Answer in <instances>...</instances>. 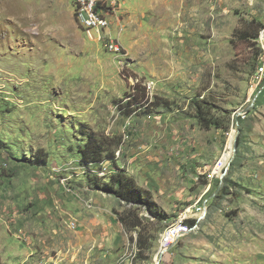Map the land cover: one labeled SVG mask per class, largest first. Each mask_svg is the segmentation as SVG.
Returning <instances> with one entry per match:
<instances>
[{"label":"rangeland","instance_id":"obj_1","mask_svg":"<svg viewBox=\"0 0 264 264\" xmlns=\"http://www.w3.org/2000/svg\"><path fill=\"white\" fill-rule=\"evenodd\" d=\"M118 2L123 57L89 40L72 0H0V264H35L67 195L119 222L118 169L168 218L132 209L153 249L135 256L140 230L122 225L118 264H264V0ZM89 132L115 153L106 177L82 173ZM203 201L204 222L156 257L160 233Z\"/></svg>","mask_w":264,"mask_h":264},{"label":"crops","instance_id":"obj_2","mask_svg":"<svg viewBox=\"0 0 264 264\" xmlns=\"http://www.w3.org/2000/svg\"><path fill=\"white\" fill-rule=\"evenodd\" d=\"M165 1V4L172 5L173 0ZM115 18L119 25L120 17L116 16ZM111 22L113 23V20ZM128 41L130 43V45L128 43V47L133 51H136L135 42H141L134 39V35H128ZM134 115L135 113H132L129 116L132 126ZM131 152L130 155L134 156V160H137L138 156L148 155L147 152L139 149H133ZM90 191L94 192L95 190L90 189ZM92 194V192L89 193V195ZM89 195L87 197H90ZM69 197L67 195V199L72 204L71 209L62 210L59 213V219L54 220L58 224L47 229H38V234L46 233L52 242L45 244L43 238L36 237L38 242L32 244L29 249V255L35 259V264H80V262L84 264H118V251L123 244L121 241L123 236L120 234L124 231L122 224L116 221V216L109 209L97 206L101 203L98 198L96 200L90 198L87 201L80 197L78 199ZM67 220L77 221V228L71 229L69 226L62 225ZM60 239L63 240L62 245L58 244ZM82 254L86 255H84V259H77Z\"/></svg>","mask_w":264,"mask_h":264},{"label":"built area","instance_id":"obj_3","mask_svg":"<svg viewBox=\"0 0 264 264\" xmlns=\"http://www.w3.org/2000/svg\"><path fill=\"white\" fill-rule=\"evenodd\" d=\"M74 4V16L79 26L83 29L89 40L93 42L103 43L104 47L110 53L123 57L124 46L118 38L111 35V16H117L118 13V0H72ZM107 30L109 33H107ZM259 79L264 77V67L259 69ZM137 81V80H136ZM153 83H149L147 88H151ZM121 151L117 152V156ZM110 162L102 161L100 163L89 164L87 168L81 167L82 173L89 176L106 177L112 173L110 169ZM71 191V189L69 190ZM193 209L199 213L197 217L192 219L191 213ZM208 211L207 201L200 202L199 205L191 206L182 213L180 217L174 220L173 223L167 225L166 228L160 233L157 240L158 251L156 257L160 252H163V257L178 241L197 229L202 222L206 219L205 213ZM190 220L195 221V225L189 223ZM71 229H76L78 226L77 221H70L68 225ZM135 252V256H137Z\"/></svg>","mask_w":264,"mask_h":264},{"label":"trees","instance_id":"obj_4","mask_svg":"<svg viewBox=\"0 0 264 264\" xmlns=\"http://www.w3.org/2000/svg\"><path fill=\"white\" fill-rule=\"evenodd\" d=\"M86 137V144L78 151L81 158L79 160L81 167L87 168L89 164L100 163L102 161L115 163V153H112L105 147L106 139L99 138L94 132H89L86 134ZM108 182L109 190L121 203L128 206V210L120 215L119 222L125 226L127 230H140L136 242L139 249L138 256L142 257L146 251L152 250L153 239L150 235H146L147 230L142 227V218L136 212L132 211V209H137L142 205L146 206L152 212L156 220L166 222L168 218L156 214L152 203L145 200V198L148 199L151 196L145 193L146 191H141L136 186L134 180L124 171L118 169L116 173H113V175L109 177ZM189 223L192 226L195 225L194 220H190Z\"/></svg>","mask_w":264,"mask_h":264},{"label":"water","instance_id":"obj_5","mask_svg":"<svg viewBox=\"0 0 264 264\" xmlns=\"http://www.w3.org/2000/svg\"><path fill=\"white\" fill-rule=\"evenodd\" d=\"M234 149L236 150V143H235V141H234ZM206 215H207V212L205 213L204 217H206ZM158 257L163 258V252H160L159 255H158ZM157 264H159V263H157Z\"/></svg>","mask_w":264,"mask_h":264}]
</instances>
